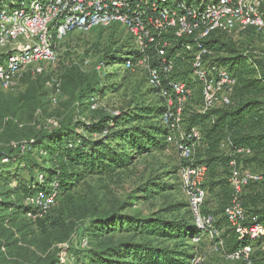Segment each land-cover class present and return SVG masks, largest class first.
<instances>
[{
  "label": "rangeland",
  "instance_id": "rangeland-1",
  "mask_svg": "<svg viewBox=\"0 0 264 264\" xmlns=\"http://www.w3.org/2000/svg\"><path fill=\"white\" fill-rule=\"evenodd\" d=\"M224 41L239 51L250 52L264 60V33L251 30L233 32L225 35ZM15 47H0V55H7ZM122 48L136 52L130 34L120 24H95L77 29L57 42L54 62H40L21 70L18 73H22L21 76H14L13 87H4L0 82V153L22 150L24 153L21 154L25 155L24 159L19 157L12 168L8 167L10 161L4 159L0 192L19 186L18 177L29 184L38 175L41 181L42 172L53 166L43 148L30 146L36 137L41 139L63 123H70L75 128L78 121L93 123L119 111L127 113L136 108L162 105L161 98L148 92L150 86L145 64L137 62L128 70L114 58L103 62L108 54L115 58L120 56L117 51ZM214 59H217L216 55ZM78 75L84 80L79 81ZM95 82H99L105 91L88 104V92L94 90ZM27 92L29 99H23ZM199 97L191 89L183 102L182 116L187 114L188 108L203 110L202 99L200 104L197 102ZM153 122L160 124V119ZM186 125L182 124V132L187 129ZM131 152L129 150L128 154ZM239 163L243 170H251L246 167L244 159ZM180 164V156L170 144L165 151L140 156L127 168L117 169L110 175H89L73 189L63 190L51 211L39 216L45 220V227L38 223L30 209L29 204L33 203L25 199L24 194L1 197L0 200L12 204L15 209L10 206L4 209L5 219L0 221V246L10 248L11 253L7 251L9 258L30 256L33 264H90L103 252L121 246L124 249L127 242L149 241L154 246L171 247L173 241L146 238L121 223L125 216L138 222L159 215L169 220L185 218L192 224L193 214L182 187ZM10 170L16 181L4 185L1 178ZM148 182L169 186L146 197ZM256 189L264 192V181ZM214 207L215 199L207 188L202 211H211ZM102 223L110 231L94 236ZM110 223L118 224L117 229L111 230ZM215 230L189 238L188 244L193 246L189 264L197 259H200L199 264H240L237 258L217 249L223 231L217 226ZM123 259L119 257L117 260ZM124 260L133 262L132 259Z\"/></svg>",
  "mask_w": 264,
  "mask_h": 264
},
{
  "label": "trees",
  "instance_id": "trees-1",
  "mask_svg": "<svg viewBox=\"0 0 264 264\" xmlns=\"http://www.w3.org/2000/svg\"><path fill=\"white\" fill-rule=\"evenodd\" d=\"M15 1L19 0H0V9L6 5H13ZM225 35L228 34L212 36L206 40L205 44L212 50L213 55H216V61L227 68L237 80L231 94V103L205 111L188 108L187 114L183 112V124H187L185 129L187 142L195 144V153L190 163L206 167L207 175L204 185L216 202L214 210L204 211L203 209V211L210 213L213 216L214 225L223 231L221 239L218 240L221 244L216 246L217 249H222L227 255L232 256L241 253L244 247L250 246L252 252L247 258H237L238 262L264 264V234L255 238H251L249 234L241 237L237 227L229 222L225 214V208L235 198L234 189L229 180L234 166L232 162L235 161L236 165L240 166V160L244 159L246 167H251V171L260 174L262 178L251 182L240 196V203L245 212L242 225L249 228L258 225L264 229V192L256 189V186L264 181V60L250 52L239 51L233 44L224 41ZM9 53L5 56L0 55V65L7 60ZM117 53H120V56L115 58L112 54H108L103 62L107 63L114 58L124 65L132 55L140 56L138 52L130 48H122ZM223 53L226 56H222ZM149 55L150 64L159 66L160 59L156 54L150 52ZM173 63L171 78L187 81L191 89L199 94L200 97L197 100L199 104L202 99L203 109L202 85L199 81L193 82L188 79L192 70L189 57H175ZM77 78L79 81L84 80L80 75ZM94 85H96L92 88L94 90L88 92V104L90 100L104 94L105 91L99 86V82H95ZM148 92L161 98L162 105L136 108L134 112L129 110L127 113L119 111L93 123L78 121L74 125L75 128L71 127L70 123H63L41 139L36 137L30 146L43 148L53 166L42 172L44 174L42 182L39 181L38 175L29 184L18 177L19 186L5 193L0 192V199L5 196L19 197L24 194L25 199L30 200L39 191H43L47 194L56 192L54 201L56 202L63 190L73 189L89 175H110L117 169L127 168L140 156L165 151L170 144L176 148L174 142L168 141V136L173 133V130L162 123L163 115L168 107L167 103L157 93V89L150 87ZM29 97L28 92L23 95V99H29ZM158 118L160 124L154 123L153 120ZM192 128L199 130V139L190 136ZM81 130H85L86 133H79ZM95 135L98 136L95 137ZM237 148H248L251 153L238 154L235 152ZM129 150H132L130 154H128ZM21 152L22 150L1 152L0 171L5 170L3 166L5 158L10 161L9 168L19 161V157L25 158ZM11 171L1 178L5 181L4 185L16 181L12 179ZM55 182L57 185H54ZM147 186L145 195L149 197L160 189H166L169 185L161 186L148 182ZM1 187L3 188V185ZM29 205L38 223L45 227V220L40 219L39 216L50 212L54 205L47 208L37 204ZM6 206L15 209L12 204H6L4 200H0V221L5 219L3 213ZM190 213H192L191 209ZM117 225L110 223L111 230H116ZM123 225H127L129 229L139 232L146 238L173 241V245L160 247L152 245L149 241L127 242L124 244L126 245L124 249L122 248L124 246L114 250L108 249L110 251L103 252L90 264H189L193 256L190 249L193 246L188 244V240L198 237L202 232L194 224L193 215L192 224L185 218L169 220L157 215L138 222L133 221L131 216H125L121 223V226ZM106 227L102 223L98 232L93 235L110 231L106 230ZM4 246H0V264H33L32 258L28 255V257L17 259L10 255L11 258H9L7 251L11 253L10 248L8 246L3 248ZM113 251L115 252L111 253ZM119 257L132 259L133 262L124 259L118 261Z\"/></svg>",
  "mask_w": 264,
  "mask_h": 264
},
{
  "label": "built area",
  "instance_id": "built-area-1",
  "mask_svg": "<svg viewBox=\"0 0 264 264\" xmlns=\"http://www.w3.org/2000/svg\"><path fill=\"white\" fill-rule=\"evenodd\" d=\"M120 24L130 34L140 56L129 57L124 64L131 69L141 62L148 71V85L167 103L162 123L173 130L168 141L174 142L182 161L180 174L187 195L194 224L202 232L215 230L213 216L204 213L202 206L207 197L204 185L207 169L190 163L195 144L187 142L182 132L183 102L191 93L185 80L171 78L175 57H189L192 70L189 80L202 85L203 111L231 103L236 78L227 68L214 60L206 40L219 34L254 31L264 33V0H19L0 9V47L13 46L7 60L0 65V82L13 87V79L21 70L36 63L54 62L56 44L77 29L98 24ZM150 52L160 59L159 66L150 64ZM191 137L200 138L197 128ZM238 154H250L248 148H237ZM229 180L235 198L225 208L229 222L236 226L241 237L255 238L264 234L261 226L242 225L245 217L240 203L244 189L262 176L243 170L233 161ZM43 181V176L41 177ZM57 185V182L54 183ZM56 192L39 191L31 198L33 204L44 208L55 201ZM215 232H217L215 230ZM218 246V244L216 245ZM250 246L232 255L247 258ZM200 259L193 264H199Z\"/></svg>",
  "mask_w": 264,
  "mask_h": 264
}]
</instances>
